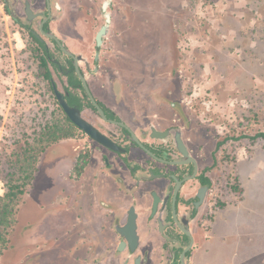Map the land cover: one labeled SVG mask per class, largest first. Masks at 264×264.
<instances>
[{
	"label": "flooded vegetation",
	"instance_id": "obj_1",
	"mask_svg": "<svg viewBox=\"0 0 264 264\" xmlns=\"http://www.w3.org/2000/svg\"><path fill=\"white\" fill-rule=\"evenodd\" d=\"M104 1L0 0L4 53L32 64L41 105L3 195L31 203L0 221L3 264H221L234 247L216 234L224 192L243 191L224 147L246 136L202 126L175 72L158 71L157 29L141 30L153 20L110 0L97 46Z\"/></svg>",
	"mask_w": 264,
	"mask_h": 264
},
{
	"label": "rangeland",
	"instance_id": "obj_2",
	"mask_svg": "<svg viewBox=\"0 0 264 264\" xmlns=\"http://www.w3.org/2000/svg\"><path fill=\"white\" fill-rule=\"evenodd\" d=\"M117 2L134 18L142 14L153 20L141 30L152 36L157 29L158 71L167 77L175 72L173 83L181 86L180 95L187 94L188 104L199 108L202 126H213L223 136H246L224 147L225 159L232 153L235 158L227 181L237 175L243 191L224 192L232 204L221 213L216 234L222 244H234L221 264H264V0ZM4 40L0 37V221L11 220L8 212L30 209L28 199L6 203L3 195L7 183L21 177L17 162H25L27 137L37 130L41 110L32 64L13 59L10 65ZM7 221L0 224L1 232L8 230Z\"/></svg>",
	"mask_w": 264,
	"mask_h": 264
},
{
	"label": "water",
	"instance_id": "obj_3",
	"mask_svg": "<svg viewBox=\"0 0 264 264\" xmlns=\"http://www.w3.org/2000/svg\"><path fill=\"white\" fill-rule=\"evenodd\" d=\"M109 4H110V0H105L103 2V4H102V10L104 11L103 14H104V17H105V22H104V24L101 25V27L97 31V34H96L97 46L101 44L102 37L105 35V33L107 32V29H108V25H109V22H110V14H109V12L106 11V8H107V6H109ZM56 95H57L59 101L61 102V104L63 105L64 109L66 110L67 114L69 115V117L76 124H78L80 127L84 128L86 130V132H88L91 135H93L96 139L107 143V140H105L104 138H102V136L97 134L94 129H92L86 122H84L78 116V112H77L75 107L67 106V104L61 99V96H60V94L57 93V91H56Z\"/></svg>",
	"mask_w": 264,
	"mask_h": 264
},
{
	"label": "trees",
	"instance_id": "obj_4",
	"mask_svg": "<svg viewBox=\"0 0 264 264\" xmlns=\"http://www.w3.org/2000/svg\"><path fill=\"white\" fill-rule=\"evenodd\" d=\"M10 195H13V193H12L11 191H8V192L6 193V198L8 199V198L10 197ZM3 210H4V211H7L6 208H3Z\"/></svg>",
	"mask_w": 264,
	"mask_h": 264
}]
</instances>
